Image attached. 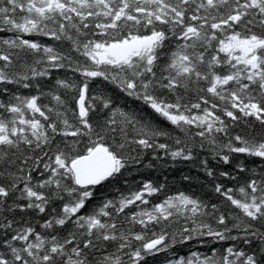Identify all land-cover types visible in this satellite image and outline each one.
Instances as JSON below:
<instances>
[{
  "label": "snow or ice",
  "instance_id": "snow-or-ice-1",
  "mask_svg": "<svg viewBox=\"0 0 264 264\" xmlns=\"http://www.w3.org/2000/svg\"><path fill=\"white\" fill-rule=\"evenodd\" d=\"M0 264H264V0H0Z\"/></svg>",
  "mask_w": 264,
  "mask_h": 264
}]
</instances>
